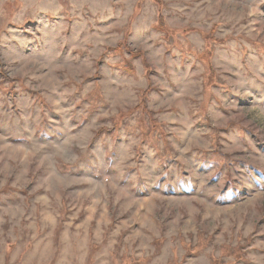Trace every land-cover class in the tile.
<instances>
[{"label":"rangeland","instance_id":"obj_1","mask_svg":"<svg viewBox=\"0 0 264 264\" xmlns=\"http://www.w3.org/2000/svg\"><path fill=\"white\" fill-rule=\"evenodd\" d=\"M216 261L264 264V0H0V264Z\"/></svg>","mask_w":264,"mask_h":264},{"label":"trees","instance_id":"obj_2","mask_svg":"<svg viewBox=\"0 0 264 264\" xmlns=\"http://www.w3.org/2000/svg\"><path fill=\"white\" fill-rule=\"evenodd\" d=\"M118 47H119V46H118ZM138 55H139V54H138ZM146 67H147V66H146ZM127 70H128V69H127ZM127 70H126V71H127ZM216 264H218V262H217V261H216Z\"/></svg>","mask_w":264,"mask_h":264}]
</instances>
